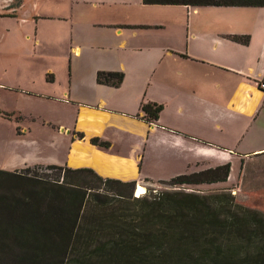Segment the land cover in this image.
<instances>
[{"label": "crops", "instance_id": "obj_1", "mask_svg": "<svg viewBox=\"0 0 264 264\" xmlns=\"http://www.w3.org/2000/svg\"><path fill=\"white\" fill-rule=\"evenodd\" d=\"M40 1L44 0L0 3L1 9L9 11L0 14V54L14 58L3 71L13 78L16 75L14 84L0 81V86L58 101L72 99L80 105L72 128L77 144L84 145L95 134L87 127L97 112L131 115L151 136L163 134L170 150L181 147L176 159L184 170L208 168L214 159L209 152L220 153L218 165L232 163L223 154H232L233 147L222 144L219 135L225 129L231 142L233 117L255 119L259 115L257 107L264 101L261 40L255 44L260 49L256 53L240 48L241 44L221 32L225 24L193 20L192 14L202 6L144 4L142 0H45L47 5L42 7ZM181 6L188 16L175 21L172 8ZM238 7L260 11L251 8L261 6ZM173 28H185L179 44L170 33ZM228 30L232 29L228 26ZM30 57L67 63V74L58 77V68L53 66L40 71L35 67L34 73ZM98 71H121L124 76L114 87L97 83ZM37 80L43 88L36 86ZM112 101L119 106L113 108ZM128 102L136 106L135 111L122 110ZM142 102L162 104L157 120L141 119ZM65 128L60 125L59 131H70ZM239 143L236 140V146ZM86 145L104 155L111 147L110 143L107 147ZM244 147L243 159L264 153V145L250 148L246 142ZM102 159H89L76 167L91 168L103 178L114 177Z\"/></svg>", "mask_w": 264, "mask_h": 264}, {"label": "trees", "instance_id": "obj_2", "mask_svg": "<svg viewBox=\"0 0 264 264\" xmlns=\"http://www.w3.org/2000/svg\"><path fill=\"white\" fill-rule=\"evenodd\" d=\"M142 2L264 7V0ZM228 37L249 41L248 36ZM123 76L121 71H98L96 82L117 87ZM162 107L142 102L141 119L154 122ZM90 142L109 145L97 137ZM46 167L59 170L56 180L42 179L30 167L0 169V264H264V214L233 204L230 193L176 190L132 196L134 181L103 178L88 167ZM229 172L225 163L164 182L210 185L226 181ZM88 199L93 208L108 212L85 228Z\"/></svg>", "mask_w": 264, "mask_h": 264}, {"label": "rangeland", "instance_id": "obj_3", "mask_svg": "<svg viewBox=\"0 0 264 264\" xmlns=\"http://www.w3.org/2000/svg\"><path fill=\"white\" fill-rule=\"evenodd\" d=\"M1 1L5 0H0V3H4ZM18 2L19 0H10L13 5H17ZM40 3L42 7L47 5L45 0ZM182 7L172 8L175 21L180 18L186 20L188 12ZM1 8L0 14L9 13L8 10ZM198 8V13L192 14L193 20L200 23L208 19L213 23L225 24L222 26L221 32L228 36H248L249 43L247 44L236 41L241 44L240 48L253 50L256 53L260 50L256 48L257 41L261 40L264 45V7L251 8L260 9V11H251L249 8L238 6L208 5ZM228 26L232 29L231 31L228 30ZM184 32L185 28H181V30L173 28L170 31L176 38V44H179V37H182ZM6 42L8 43V40ZM13 60L14 58L8 54H0V71H2L0 72V81L10 85L14 84L13 81L16 82V75L13 78L9 71L4 72L3 69L8 63L13 64ZM30 61L33 67L31 70L34 73L35 67L36 71H40L47 66H53L58 68V77H62L65 71L67 74V63L63 65L57 59L36 58V60H32L30 57ZM33 61H37V63ZM36 82L38 88H43L39 80ZM129 99L130 97H128ZM111 103L113 108L119 106L117 102L112 101ZM262 104L264 101H261L259 106H263ZM259 106L257 107L259 115L255 119L242 115H238L237 118L233 117L231 125L233 133L228 136L233 138L231 142L226 137L225 129L220 132V138L223 137L222 144L232 146L234 150L232 154H223L225 158L232 161V163L226 161L230 165V178L224 182L210 185L171 186L164 181L176 175L191 173L193 170H184V166L177 161L176 153L181 150L180 146L170 150L165 145L163 134L159 135V138L151 136L148 134L149 130L146 126H143L140 120H136V117L131 119V115H103L97 112L87 127L92 128L95 134L89 137L84 145L77 144L78 142L72 135V128L76 123L77 111L81 109L80 105L72 103V99L58 101L0 86V110L9 113L14 111L10 113V118L0 115V169L13 171L30 167L34 174L40 178L54 181L57 179L56 175L59 170L48 168L47 165H66L70 168H79L76 165L81 162L103 157L102 162L108 163L105 168L114 176L109 178L134 181L143 186L145 190L143 194H140L141 196L176 190L195 192L201 195L224 191L223 193H230L233 204L264 214V153L244 159L241 155L242 151L246 149L244 147L246 142H248V146H251L250 148L264 145V107ZM121 108L133 112L136 106L128 102ZM260 121H262V125L258 128L257 123ZM60 125L70 131H59ZM243 133L244 137L241 138ZM236 136L237 138H234ZM92 137L106 139L104 141H109L108 138H110L111 147L105 155L99 150L92 151L86 145V143L90 144ZM161 138H163L162 141ZM236 140L238 143L240 142L239 146H236ZM155 144L156 146H154ZM209 153L208 156L211 155L214 159L206 166L208 168L217 166L220 153L218 151ZM132 196H134V191H132ZM87 201L89 206L83 213V216L85 215L83 227L85 228L96 215L108 212L100 206L97 209L93 208L89 199ZM114 202L118 203L119 201L114 200Z\"/></svg>", "mask_w": 264, "mask_h": 264}, {"label": "bare ground", "instance_id": "obj_4", "mask_svg": "<svg viewBox=\"0 0 264 264\" xmlns=\"http://www.w3.org/2000/svg\"><path fill=\"white\" fill-rule=\"evenodd\" d=\"M144 187L141 186V185H137L136 187V196H140V194H143L144 193Z\"/></svg>", "mask_w": 264, "mask_h": 264}, {"label": "built area", "instance_id": "obj_5", "mask_svg": "<svg viewBox=\"0 0 264 264\" xmlns=\"http://www.w3.org/2000/svg\"><path fill=\"white\" fill-rule=\"evenodd\" d=\"M260 87H262L264 89V80L263 82L260 84Z\"/></svg>", "mask_w": 264, "mask_h": 264}, {"label": "clouds", "instance_id": "obj_6", "mask_svg": "<svg viewBox=\"0 0 264 264\" xmlns=\"http://www.w3.org/2000/svg\"><path fill=\"white\" fill-rule=\"evenodd\" d=\"M263 89V88H262ZM264 90V89H263ZM135 191H136V186H135ZM135 191H134V195L136 196V193H135Z\"/></svg>", "mask_w": 264, "mask_h": 264}]
</instances>
